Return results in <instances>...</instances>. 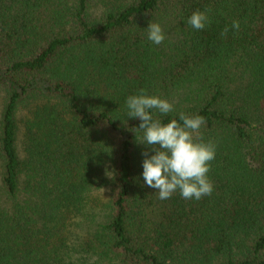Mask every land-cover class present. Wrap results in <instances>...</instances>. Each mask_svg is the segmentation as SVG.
Returning a JSON list of instances; mask_svg holds the SVG:
<instances>
[{"label": "trees", "instance_id": "trees-1", "mask_svg": "<svg viewBox=\"0 0 264 264\" xmlns=\"http://www.w3.org/2000/svg\"><path fill=\"white\" fill-rule=\"evenodd\" d=\"M140 89L204 117L211 195L145 186ZM0 264H264V0H0Z\"/></svg>", "mask_w": 264, "mask_h": 264}, {"label": "clouds", "instance_id": "clouds-1", "mask_svg": "<svg viewBox=\"0 0 264 264\" xmlns=\"http://www.w3.org/2000/svg\"><path fill=\"white\" fill-rule=\"evenodd\" d=\"M210 11H194L186 23L195 30H204L211 23ZM231 27L238 32L240 22L232 21ZM146 30L148 41L156 45L164 42L165 32L159 23L149 22ZM228 31L225 27L221 35L226 37ZM126 109L127 118L140 120L135 131L131 130L136 141L147 146L142 153L145 186L154 189L160 200H167L177 192L186 200H199L211 195L214 185L208 173L215 159L216 145L212 141L205 142L203 138L204 117L181 112L179 121L171 119L164 123L154 118L150 110L167 116L174 111V105L167 99L147 95L145 89L127 97ZM149 151L154 154L149 155Z\"/></svg>", "mask_w": 264, "mask_h": 264}]
</instances>
